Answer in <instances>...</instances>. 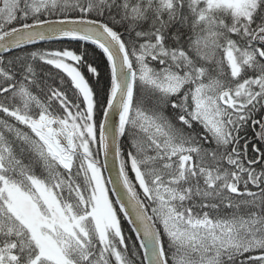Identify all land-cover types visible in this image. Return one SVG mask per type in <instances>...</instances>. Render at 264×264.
<instances>
[{"label":"snow or ice","instance_id":"6c2138e0","mask_svg":"<svg viewBox=\"0 0 264 264\" xmlns=\"http://www.w3.org/2000/svg\"><path fill=\"white\" fill-rule=\"evenodd\" d=\"M0 53V264H264V0H0Z\"/></svg>","mask_w":264,"mask_h":264},{"label":"trees","instance_id":"16d2710c","mask_svg":"<svg viewBox=\"0 0 264 264\" xmlns=\"http://www.w3.org/2000/svg\"><path fill=\"white\" fill-rule=\"evenodd\" d=\"M40 44H42L44 46H49V45H52V46H55V47H59L60 46L59 44H54L53 42H40ZM65 46H67V45H65ZM25 47L34 49L36 46L27 45ZM14 51H19V50H14ZM90 58L96 61V63L98 64V67H99V71L102 73V76L100 78L99 84H95V81H93V84L96 86L98 92L100 93L101 98H103L104 89H105L106 80H107V74H106V71H105V63H104V60L102 59L101 55L99 54V50H97L96 54H91V51H90ZM247 140H252V135L251 134L248 135ZM105 175H106V173H105ZM124 227H125V232L132 238V240H134L135 239V233L129 231V229L132 226L127 224V223H125ZM129 243H131V240L129 241ZM137 243H138V241H137Z\"/></svg>","mask_w":264,"mask_h":264},{"label":"water","instance_id":"95a60500","mask_svg":"<svg viewBox=\"0 0 264 264\" xmlns=\"http://www.w3.org/2000/svg\"><path fill=\"white\" fill-rule=\"evenodd\" d=\"M0 54H2V53H0ZM106 175H108V173H106Z\"/></svg>","mask_w":264,"mask_h":264}]
</instances>
